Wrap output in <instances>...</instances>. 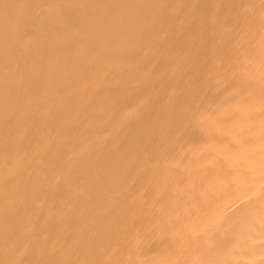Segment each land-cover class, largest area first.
<instances>
[{
	"label": "bare ground",
	"instance_id": "obj_1",
	"mask_svg": "<svg viewBox=\"0 0 264 264\" xmlns=\"http://www.w3.org/2000/svg\"><path fill=\"white\" fill-rule=\"evenodd\" d=\"M0 264H264V0H0Z\"/></svg>",
	"mask_w": 264,
	"mask_h": 264
}]
</instances>
